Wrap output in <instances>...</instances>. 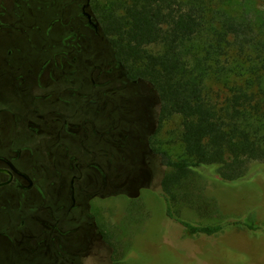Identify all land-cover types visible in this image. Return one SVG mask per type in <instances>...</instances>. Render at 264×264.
<instances>
[{
	"label": "flooded vegetation",
	"instance_id": "af4514ba",
	"mask_svg": "<svg viewBox=\"0 0 264 264\" xmlns=\"http://www.w3.org/2000/svg\"><path fill=\"white\" fill-rule=\"evenodd\" d=\"M90 2L0 0V264H90L114 250L93 210L107 178L90 158L88 124L93 136L113 137L115 126L104 132L95 122L105 116V92L115 102L118 90L130 95L138 84L113 55L93 58L94 43L106 40ZM83 60L97 62L91 77ZM105 63L118 73L115 88Z\"/></svg>",
	"mask_w": 264,
	"mask_h": 264
},
{
	"label": "trees",
	"instance_id": "16d2710c",
	"mask_svg": "<svg viewBox=\"0 0 264 264\" xmlns=\"http://www.w3.org/2000/svg\"><path fill=\"white\" fill-rule=\"evenodd\" d=\"M90 8L126 78L150 85L159 103L148 142L161 162L165 217L188 237L264 228L224 218L207 191L264 181V0H91ZM174 117L179 125L163 140ZM173 142L182 150L175 159L165 150Z\"/></svg>",
	"mask_w": 264,
	"mask_h": 264
},
{
	"label": "rangeland",
	"instance_id": "374dc122",
	"mask_svg": "<svg viewBox=\"0 0 264 264\" xmlns=\"http://www.w3.org/2000/svg\"><path fill=\"white\" fill-rule=\"evenodd\" d=\"M92 48L91 53H95L93 58L100 55L105 57L106 62L112 58L107 42L94 43ZM93 65L83 60V68H88L86 74L89 77L94 71ZM108 67L106 63L104 68L101 67L103 77L112 85L108 88H115L120 82L118 73L109 74ZM97 74L95 72L94 76ZM68 78L73 77L70 75ZM127 89L130 95L125 91L114 90L117 91L115 102L109 99L113 91L107 90L104 95L105 116L95 118L100 131H112L111 128L115 126L113 137L93 136L91 124H88L89 145L93 152L90 158L100 163L107 178L106 189L100 192L102 197L94 201L93 210L97 211V226L106 236V242L114 247L112 252L104 250L105 261L95 254L89 263L264 264V228L249 232L245 228L232 227L213 238L188 237L178 224L165 217L159 184L161 162L152 154L148 142L156 130L159 104L147 83L141 82ZM89 97L93 98L91 95ZM124 97L131 98L124 101ZM114 106L118 116L115 122L108 114ZM90 118L94 119L92 115ZM178 125V117L168 121L160 130L161 138L168 140L169 134ZM174 138L171 137L172 140ZM176 144L173 142L165 146L174 159L182 152L180 145ZM99 145L105 152L98 153ZM90 175L96 179L99 177L94 171ZM207 191L217 199L224 218H241L253 227L264 225V181L257 179L239 186L236 183H213ZM131 202L137 206L127 212ZM137 207L139 210H136ZM181 218L193 223L200 221L188 210L181 212Z\"/></svg>",
	"mask_w": 264,
	"mask_h": 264
}]
</instances>
